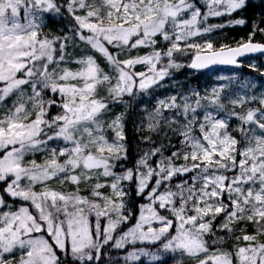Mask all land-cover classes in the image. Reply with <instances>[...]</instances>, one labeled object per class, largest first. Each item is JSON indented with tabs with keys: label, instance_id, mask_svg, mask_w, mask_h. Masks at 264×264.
I'll list each match as a JSON object with an SVG mask.
<instances>
[{
	"label": "snow or ice",
	"instance_id": "1",
	"mask_svg": "<svg viewBox=\"0 0 264 264\" xmlns=\"http://www.w3.org/2000/svg\"><path fill=\"white\" fill-rule=\"evenodd\" d=\"M248 6L249 0H0V264H103L109 248L129 246L125 264H143L142 257L168 264L180 256L197 264H264V92L214 87L157 98L142 121L140 139L150 147L132 167L126 112L105 120L114 106L152 96L183 67H242L241 57L264 55V43L253 40L264 27L255 21L235 47L196 42L248 24L234 16ZM46 14L71 17V35L44 32ZM76 39L92 54L75 59L71 70L62 65ZM137 49L148 51L130 55ZM188 50L191 62H178ZM129 191L147 201L135 212ZM217 230L241 233L232 251Z\"/></svg>",
	"mask_w": 264,
	"mask_h": 264
},
{
	"label": "rangeland",
	"instance_id": "2",
	"mask_svg": "<svg viewBox=\"0 0 264 264\" xmlns=\"http://www.w3.org/2000/svg\"><path fill=\"white\" fill-rule=\"evenodd\" d=\"M99 2V0H97ZM202 2V0H201ZM80 14V13H78ZM235 15H240L241 12L234 14ZM225 17L221 18H210L209 23H222L225 21ZM45 27H44V32L46 33H53L56 35H62V34H68L71 35V32L69 31L72 27L73 21L71 17H69L67 14L63 16H54L52 18H49V16L46 14L45 19H44ZM246 40L244 37L236 38L234 36H231L229 33L225 32L224 28L219 29L214 31L213 33L206 34L205 36L196 38V42L203 43L205 40H210L213 42L214 46L216 48H219L221 45H228L235 47L238 42L241 40ZM255 42V41H254ZM148 49H137L133 50L130 55L135 56L137 54L143 55L145 52H147ZM188 53H192V50H188ZM85 54H92L91 51L89 50L88 46L85 45L83 42H81L79 39H76L74 42L69 41L68 47H67V64L62 65V67H67L71 70H76L78 65L74 63V60L85 55ZM181 55H179L178 62L187 65L186 63L182 62L180 59ZM97 60L98 62L101 63L102 66L105 67V70H109L106 62L103 60L102 57L97 55ZM243 61V66L241 69H234L231 67H225L222 69H215L211 71H193L190 68L183 67L179 70H176L173 72V75L171 78H167L163 82V87H158L154 94L149 97H144L142 99L141 103H137L136 100H133L130 102V106L127 105H116L112 108V113L110 116L105 117V120L114 118L116 114H118L121 111L126 112V117H125V136L127 138L126 143L128 147V161L126 163V167H132L133 163L131 161V157L133 155V152L131 151V146L129 145V137L128 135L131 134V129L135 128L136 133H141L143 132L142 130V121L146 117V110H151L153 105L156 102L157 98L163 99L166 96L178 94V93H184V94H189L191 90H197L201 91V93L204 92V90L210 91L214 87H224L225 88V94H233V93H240L244 94L247 93L249 95L251 94H260V92H264V87H261L264 85V76H261V72H264V55H259V56H251L242 59ZM252 63L257 65V67L261 70L260 72H257L251 68L248 67V65ZM137 70H144L143 66H137ZM220 77H227L230 79H220ZM253 83L256 85L255 88H244L243 85L246 83ZM27 87V86H25ZM101 94L105 95L106 93L101 90ZM140 99V98H138ZM11 98L7 101L9 105H11ZM55 112L57 111L56 108H54ZM55 114V113H54ZM53 114V115H54ZM236 126V121H232V127ZM236 135V133H233ZM112 132L108 131L107 136L109 139L112 138ZM171 135V134H169ZM171 140H175L178 142L177 147H180L179 144V138L172 136ZM140 154H138L136 160ZM33 157H27L26 159H31ZM38 162L42 161L43 159V154L42 153H37L34 157ZM179 163V162H178ZM120 169L117 168V171ZM189 176L191 174H188ZM184 179H188V176H185ZM180 182V180H179ZM176 182V183H179ZM189 183H191V180H189ZM54 189H59L63 187L64 189L71 190L72 186L65 184L63 186L53 183L50 185ZM199 187V185H197ZM83 188V186H82ZM39 191V188H37ZM105 192L108 190L105 189ZM86 194V193H85ZM134 196L135 199H137V205L146 203L147 201L143 198H137L136 194L132 191H129V203L131 202L130 199ZM5 199L8 201L9 204L13 205V208L19 206L20 202L19 201H13L8 197H5ZM131 207V206H130ZM132 208V207H131ZM133 210V208H132ZM134 223V221H133ZM239 228L245 227V225L240 224L238 225ZM238 228V229H239ZM247 231V229H246ZM248 232V231H247ZM220 236H225L227 238L226 243L224 244V249L228 251H232L233 249V236L234 235H240L241 233L237 230L234 234H228L226 232H221ZM241 245L244 244L243 241L240 242ZM137 247H145V245H137ZM132 250V246H129L127 249L124 250H117V249H112L109 248L107 250L105 258L106 262L103 264H116L118 261L119 264H125L123 261L122 257L126 255L127 251ZM153 251H155V248H152ZM59 254V253H58ZM16 259L17 261L19 260V253H16ZM143 261V264H158V262H153L147 257H142L141 258ZM177 259L181 261V264H197V262L189 257L186 256H180L178 258H169L168 264H177ZM71 264V262H69ZM128 264H132V262H128ZM136 264H140V262H136Z\"/></svg>",
	"mask_w": 264,
	"mask_h": 264
},
{
	"label": "trees",
	"instance_id": "3",
	"mask_svg": "<svg viewBox=\"0 0 264 264\" xmlns=\"http://www.w3.org/2000/svg\"><path fill=\"white\" fill-rule=\"evenodd\" d=\"M66 15V14H64ZM241 16L245 17L249 23L244 25V26H235V27H227L224 28L225 32L229 33L231 36H234L236 38H240V37H244V39H248V34L252 31L253 28V21H255L257 24L260 25V27H264V0H249V6L247 7L246 10H244L243 12H241ZM253 40L255 42H261L264 43V34H260L259 32L257 33V35L253 38ZM181 55V54H177V57ZM183 57H181L180 59L182 60V62L188 64L191 62L192 59V54L188 53L185 55H181ZM55 112L54 108L51 110L50 115H53ZM131 134L128 135L129 137V145L131 146V151L133 152V155L131 157V161L135 163L136 158L138 156V154L142 155L144 151H146L150 145H147L145 143L141 142L140 137L142 135H144V132L141 133H136L135 128L131 129ZM156 142L159 144L161 141L164 140L163 136L160 137H156ZM171 142L173 144H175L176 146L178 145V142L175 140H171ZM165 155H170V151L166 152ZM127 163V162H126ZM133 163V164H134ZM184 179V177H180V178H175L174 179V183L179 182V180ZM0 188H3V185L0 184ZM7 197V196H5ZM130 206L133 208V211L135 212L136 207H137V199L134 198V196L130 199ZM223 219V215L221 214L220 217L217 218V221L215 222V226H218L219 223L222 221ZM237 228H239L237 226ZM246 229L248 231L249 234H252L254 232V228L251 224L246 225ZM222 231L217 230L216 231V236H220ZM260 239H264V238H260ZM107 251L105 252V254L102 257V261L103 263L106 262L105 260H107L105 258ZM71 262V261H69Z\"/></svg>",
	"mask_w": 264,
	"mask_h": 264
},
{
	"label": "water",
	"instance_id": "4",
	"mask_svg": "<svg viewBox=\"0 0 264 264\" xmlns=\"http://www.w3.org/2000/svg\"><path fill=\"white\" fill-rule=\"evenodd\" d=\"M259 55H262V54H259V53H257V54H250V55H247L245 57H241L240 59L242 60V59L247 58V57L259 56ZM225 67H231V68L238 69V70L242 68V67H237V66L216 65V66H212L209 69H205V70H201V71H204L205 72V71H211V70H215V69H222V68H225ZM191 70H193V69H191ZM193 71H197V70H193Z\"/></svg>",
	"mask_w": 264,
	"mask_h": 264
}]
</instances>
